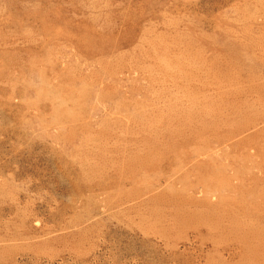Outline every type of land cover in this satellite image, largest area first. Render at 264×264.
<instances>
[{
  "label": "rangeland",
  "instance_id": "1",
  "mask_svg": "<svg viewBox=\"0 0 264 264\" xmlns=\"http://www.w3.org/2000/svg\"><path fill=\"white\" fill-rule=\"evenodd\" d=\"M0 264H264V0H0Z\"/></svg>",
  "mask_w": 264,
  "mask_h": 264
}]
</instances>
